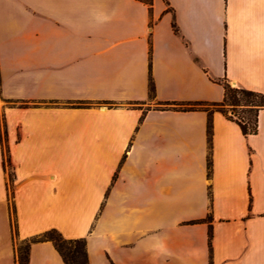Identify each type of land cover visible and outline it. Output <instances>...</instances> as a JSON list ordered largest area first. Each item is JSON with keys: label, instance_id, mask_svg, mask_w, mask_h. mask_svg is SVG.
<instances>
[{"label": "crops", "instance_id": "crops-1", "mask_svg": "<svg viewBox=\"0 0 264 264\" xmlns=\"http://www.w3.org/2000/svg\"><path fill=\"white\" fill-rule=\"evenodd\" d=\"M225 83L264 94V0H0V264L50 229L87 264H264V108L247 136L213 112L209 152L165 106Z\"/></svg>", "mask_w": 264, "mask_h": 264}, {"label": "trees", "instance_id": "trees-1", "mask_svg": "<svg viewBox=\"0 0 264 264\" xmlns=\"http://www.w3.org/2000/svg\"><path fill=\"white\" fill-rule=\"evenodd\" d=\"M147 4L151 0H141ZM223 99L220 102H192V103H166L167 108L193 111L202 110L207 113V143L210 152L211 147V114L215 111L221 112L228 119L234 121L240 128L243 135L254 134L257 131V116L260 109L264 108V94L255 90L245 89L241 87H232L228 83L223 85ZM149 94L154 93V85L151 77L148 84ZM109 103V102H104ZM79 106V105H77ZM240 108L238 113L237 109ZM229 111L232 114H229ZM8 162V157L6 158ZM210 167V156L207 155V168ZM14 211V209H13ZM211 216L207 215L205 221L208 222V246L211 249V229H210ZM13 229L15 232V223L13 222ZM50 241L61 256L65 264H87V253L85 249V239H65L61 234L55 230L50 229L38 237L30 241H24L17 247V261L18 264H27L28 249L30 242Z\"/></svg>", "mask_w": 264, "mask_h": 264}, {"label": "rangeland", "instance_id": "rangeland-1", "mask_svg": "<svg viewBox=\"0 0 264 264\" xmlns=\"http://www.w3.org/2000/svg\"><path fill=\"white\" fill-rule=\"evenodd\" d=\"M240 110H241L240 108L237 109L238 113L240 112ZM229 114H232V113L229 111ZM11 210H13L12 207H11ZM20 245H21V244H20ZM18 246H19V244H17V247H18Z\"/></svg>", "mask_w": 264, "mask_h": 264}]
</instances>
